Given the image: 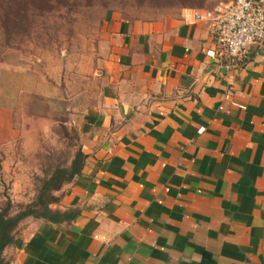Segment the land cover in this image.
I'll use <instances>...</instances> for the list:
<instances>
[{"label": "crops", "instance_id": "1", "mask_svg": "<svg viewBox=\"0 0 264 264\" xmlns=\"http://www.w3.org/2000/svg\"><path fill=\"white\" fill-rule=\"evenodd\" d=\"M214 7L109 17L84 165L6 263L264 264V52L222 51Z\"/></svg>", "mask_w": 264, "mask_h": 264}, {"label": "rangeland", "instance_id": "2", "mask_svg": "<svg viewBox=\"0 0 264 264\" xmlns=\"http://www.w3.org/2000/svg\"><path fill=\"white\" fill-rule=\"evenodd\" d=\"M226 1L30 0L29 18L18 1L13 17L0 19V213L31 204L79 152L74 120L96 98L109 17L151 19Z\"/></svg>", "mask_w": 264, "mask_h": 264}, {"label": "trees", "instance_id": "3", "mask_svg": "<svg viewBox=\"0 0 264 264\" xmlns=\"http://www.w3.org/2000/svg\"><path fill=\"white\" fill-rule=\"evenodd\" d=\"M23 2L26 5V8L22 11L24 16L29 18L32 17L31 10L27 8V2L30 0H0V19L2 17L12 18L14 13V6L17 2ZM64 1L66 4L70 3L69 0H60ZM54 0H48L47 5H51ZM6 22L2 24L5 27ZM9 25V24H7ZM6 35L8 36L9 28L7 27ZM83 155L79 151L72 163L66 167H56L52 172V175L49 178H46L43 181L42 187L40 188L36 199L21 209L17 214H9L10 207L8 206L0 213V264H9L3 260L4 251L10 246H21V240L17 238V231L19 226L24 222V220L33 217L38 219H48V220H57L56 217L58 213L53 212L50 206L53 203H56L59 200V197L56 195L65 184L72 182L77 175L80 174L81 169L84 165Z\"/></svg>", "mask_w": 264, "mask_h": 264}, {"label": "built area", "instance_id": "4", "mask_svg": "<svg viewBox=\"0 0 264 264\" xmlns=\"http://www.w3.org/2000/svg\"><path fill=\"white\" fill-rule=\"evenodd\" d=\"M196 20L210 22L220 49L230 57H243L252 46L264 52V7L253 0L220 2L196 14Z\"/></svg>", "mask_w": 264, "mask_h": 264}]
</instances>
